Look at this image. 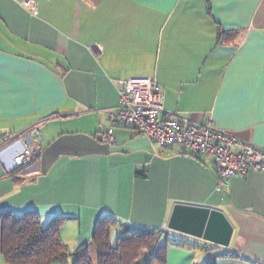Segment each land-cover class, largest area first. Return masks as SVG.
Listing matches in <instances>:
<instances>
[{"label": "crops", "instance_id": "obj_1", "mask_svg": "<svg viewBox=\"0 0 264 264\" xmlns=\"http://www.w3.org/2000/svg\"><path fill=\"white\" fill-rule=\"evenodd\" d=\"M35 1L36 14L0 0V212L37 213L43 225L62 216L70 253L89 243L93 264L104 218L113 242L123 225L164 231L155 244L164 263L154 264H207L206 240L168 227L177 203L205 206L234 228L216 264H264V172L218 190L212 159L180 143L161 148L124 126L114 142L101 139L120 81L152 77L164 115L212 122L264 148V0ZM33 128L39 157L14 171L20 146L11 145L32 140ZM166 232L188 243H169ZM0 264H9L2 255Z\"/></svg>", "mask_w": 264, "mask_h": 264}, {"label": "built area", "instance_id": "obj_2", "mask_svg": "<svg viewBox=\"0 0 264 264\" xmlns=\"http://www.w3.org/2000/svg\"><path fill=\"white\" fill-rule=\"evenodd\" d=\"M26 8L37 13L35 0H23ZM120 104L109 111L111 127L101 139L114 142V129L124 126L135 129L156 141L161 148L180 143L192 155L211 158L217 177V189H226L233 177L249 171L264 172V148L233 133L219 130L212 122L198 123L179 113L164 115L165 93L152 77H135L120 81ZM31 139L20 138L11 146L18 145L12 158L13 167L29 163L37 154L35 142L39 129L33 128ZM211 255L216 254V245L206 242Z\"/></svg>", "mask_w": 264, "mask_h": 264}, {"label": "trees", "instance_id": "obj_3", "mask_svg": "<svg viewBox=\"0 0 264 264\" xmlns=\"http://www.w3.org/2000/svg\"><path fill=\"white\" fill-rule=\"evenodd\" d=\"M39 157V150L32 160L14 171L31 165ZM62 216L54 217L43 225L37 213L16 215L0 212V255L9 264H52L68 258L72 264H93L89 243H83L70 253L61 238ZM104 220L108 222L104 223ZM112 220L104 218L97 224L92 240L97 249L98 264H154L164 263L163 248L155 247L161 233L136 226H121L113 242ZM166 232L169 243L185 244L187 240ZM217 248V247H216ZM220 253L210 255L207 264H216Z\"/></svg>", "mask_w": 264, "mask_h": 264}, {"label": "water", "instance_id": "obj_4", "mask_svg": "<svg viewBox=\"0 0 264 264\" xmlns=\"http://www.w3.org/2000/svg\"><path fill=\"white\" fill-rule=\"evenodd\" d=\"M168 227L221 246H229L234 230L223 211L185 203L174 206Z\"/></svg>", "mask_w": 264, "mask_h": 264}, {"label": "snow or ice", "instance_id": "obj_5", "mask_svg": "<svg viewBox=\"0 0 264 264\" xmlns=\"http://www.w3.org/2000/svg\"><path fill=\"white\" fill-rule=\"evenodd\" d=\"M262 65H264V50H262V59H261ZM262 79H264V71L261 73Z\"/></svg>", "mask_w": 264, "mask_h": 264}, {"label": "clouds", "instance_id": "obj_6", "mask_svg": "<svg viewBox=\"0 0 264 264\" xmlns=\"http://www.w3.org/2000/svg\"><path fill=\"white\" fill-rule=\"evenodd\" d=\"M17 167H19V166H14L13 169H15V168H17ZM216 247H217V245H216ZM217 248H218V247H217Z\"/></svg>", "mask_w": 264, "mask_h": 264}, {"label": "rangeland", "instance_id": "obj_7", "mask_svg": "<svg viewBox=\"0 0 264 264\" xmlns=\"http://www.w3.org/2000/svg\"><path fill=\"white\" fill-rule=\"evenodd\" d=\"M46 225V224H45ZM114 237H115V235H114Z\"/></svg>", "mask_w": 264, "mask_h": 264}]
</instances>
